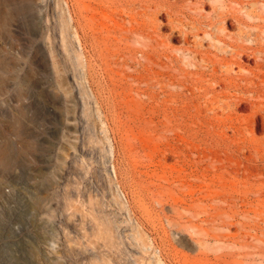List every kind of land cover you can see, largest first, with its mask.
<instances>
[{
	"label": "rangeland",
	"instance_id": "rangeland-1",
	"mask_svg": "<svg viewBox=\"0 0 264 264\" xmlns=\"http://www.w3.org/2000/svg\"><path fill=\"white\" fill-rule=\"evenodd\" d=\"M3 1L0 148L11 163L0 161V264H264V214H234L215 197L231 133L186 113L187 92L157 82L141 37L124 32L156 27L161 63L177 79L197 73L193 44L170 37L203 26L194 1L155 24L116 0ZM263 3L253 19L241 8L261 32Z\"/></svg>",
	"mask_w": 264,
	"mask_h": 264
},
{
	"label": "bare ground",
	"instance_id": "bare-ground-1",
	"mask_svg": "<svg viewBox=\"0 0 264 264\" xmlns=\"http://www.w3.org/2000/svg\"><path fill=\"white\" fill-rule=\"evenodd\" d=\"M116 1L125 3L123 5L125 10L121 12L131 11V20L137 21L138 15H147V19L142 20L144 22L147 20L151 24H155L161 14L167 16L168 22H173V17L189 11L190 2L194 1L195 6L200 10L198 16L205 20L203 26L198 24L195 30L174 28L170 32V37H175L179 33L185 44H193L190 51L189 48L186 50L190 52L194 66L197 65L196 59H201L199 65L201 70L197 73L184 72V77H181L182 74L179 76L182 79H177L171 73V67L161 63L163 41L159 39L156 27L155 30H150L147 22L139 23L135 29L124 32L141 37L138 40L141 48L138 50L148 66L146 70L157 82L160 81L167 86L178 85L182 91L187 92L184 93L183 102L186 113L205 112L209 120L220 121L224 135L227 132L231 133V142L225 145L224 156L219 160V166L214 171V175L220 174L218 178L221 188L220 191L215 192V197L222 199L221 201L226 204L225 210L231 209L234 214L244 216H254L258 212L264 214V199L262 200L264 198V31L261 32L259 25L248 23L241 16V8L246 6V17L253 19L258 8L257 0H191L190 2L182 0L179 5L169 3L168 0ZM228 1L235 3V6L227 5ZM1 2L0 22L8 18V12L3 11L5 5ZM205 5L210 6V15L202 13ZM137 9L140 11H136ZM229 27L236 30V33L229 32L227 30ZM199 40L205 41L207 47L203 48ZM2 65L4 63L0 61V67H3ZM167 95L166 93L165 97ZM241 111L248 112L240 115ZM212 130L214 131V128ZM256 132L263 133L262 140L255 138ZM10 154L4 148H0V161L4 167H8L11 163ZM243 197L247 198L248 204L239 202L237 207L236 200L242 201ZM219 209L222 207L212 208L214 211ZM257 223L256 221L253 224L257 225Z\"/></svg>",
	"mask_w": 264,
	"mask_h": 264
}]
</instances>
